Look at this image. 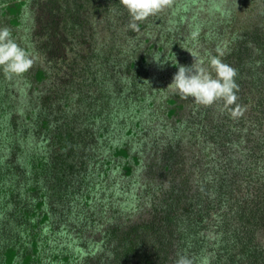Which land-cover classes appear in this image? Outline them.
Listing matches in <instances>:
<instances>
[{
	"label": "rangeland",
	"instance_id": "rangeland-1",
	"mask_svg": "<svg viewBox=\"0 0 264 264\" xmlns=\"http://www.w3.org/2000/svg\"><path fill=\"white\" fill-rule=\"evenodd\" d=\"M3 3L0 0V28H9L20 47L29 51L34 60L29 73L40 67L51 73L35 93L37 109L41 115L51 114L54 125L56 120L63 125L73 118V138L85 144L83 158L76 162L77 176L68 183L69 198H54L58 212L53 224V253L47 264H174L179 255L208 256L210 264L219 261L211 249L220 239V214L203 210L198 189L193 187L190 193L174 188L181 180L175 178L177 167L166 171L170 139L166 143L164 138L178 120L166 116L171 90L164 89L162 81L166 80L146 76H157L158 69L166 71L176 63L191 66L190 53L205 60L209 53L218 55V48L223 53L243 33L239 27L259 25L264 0H173L164 11L137 22L136 29L130 27V15L119 0H31L24 24L18 28H12L9 17L2 16ZM68 22L76 24L74 32ZM258 30L263 33L262 27ZM122 45L130 52L126 62L120 54ZM145 56L149 61L139 67L137 78L125 79L131 63ZM231 60L235 62L233 56ZM27 78L25 74L14 77L6 87L19 95L28 89L20 79ZM0 79H8L2 69ZM134 92L139 97L135 95L137 102L128 119L99 117L96 102L106 93L128 96ZM188 100H180L188 105L182 112L185 118L195 107L192 99ZM60 105L68 107L61 111ZM137 107H145L143 114L147 115L142 125L145 136L132 141L137 151L145 152L143 165L130 177L124 175L119 163L113 165L108 177L97 178L102 183L92 190L89 203L84 202L86 185L103 172L112 146L127 138L128 128L136 122ZM65 189L61 186L56 191ZM6 228L0 248L13 236L10 224ZM65 253L71 258L62 263L58 255ZM227 262L224 259L219 264Z\"/></svg>",
	"mask_w": 264,
	"mask_h": 264
},
{
	"label": "trees",
	"instance_id": "trees-1",
	"mask_svg": "<svg viewBox=\"0 0 264 264\" xmlns=\"http://www.w3.org/2000/svg\"><path fill=\"white\" fill-rule=\"evenodd\" d=\"M30 1L4 0L2 16L9 17L12 28L24 24ZM257 19L259 25L245 23L239 27L238 31L243 33L236 37L235 43L225 47L220 56L223 63L237 72V103L244 109L242 116L232 118L222 103L204 107L191 101L195 107L189 110L188 117H182L187 102H180L177 93L167 90L179 63L166 71L158 69L157 76H146L167 81H162L164 89L169 91V95L165 94L169 96L166 116L178 119L164 136L166 143L170 139L171 159L166 171H172V166L177 167L175 178L181 180L174 188L188 192L193 187L198 189L203 210L212 209L220 214V239L211 249L219 259L215 264L224 259L228 260L227 264H264V8ZM67 26H71V32L76 29V24L71 22ZM258 26L262 27L263 33L259 32ZM95 29L94 25L93 31ZM122 48L123 45L120 54L126 62L130 52ZM148 61L146 56L134 60L127 69V75L132 77L125 79H136L139 67ZM50 74L46 67H40L34 74H25L28 78L20 81L28 89L19 95L6 87L10 79H0V238L6 224H10L9 229L13 232L11 240L7 236L2 243L0 264H47L51 259L53 224L58 212L54 198L57 195L64 200L69 198L68 183L76 178V162L83 158L82 146L85 144H78L73 138L76 129L73 118L63 125L56 120L54 125L51 114L43 111L41 115L36 107L35 93ZM138 92L128 96L103 93L105 96L96 102L101 112L99 117L111 119L110 116L115 115L128 119L137 102L135 95L139 97ZM50 100V97L46 98L47 102ZM67 107L60 105L61 111ZM144 109L136 108V122L128 128L127 138L112 146L95 184L88 182L86 185L84 202L89 203L92 190L102 183L97 178L108 177L113 165L119 163L117 166L126 177L133 176L143 165L145 152L137 151L132 141L145 136L142 125L147 115L143 114ZM18 111L22 114H17ZM33 136H39L38 141L32 139ZM84 167L87 170L86 160ZM61 186L66 189L58 193L56 189ZM206 199H211V204H207ZM58 256L62 257V263L71 258L66 253Z\"/></svg>",
	"mask_w": 264,
	"mask_h": 264
},
{
	"label": "clouds",
	"instance_id": "clouds-1",
	"mask_svg": "<svg viewBox=\"0 0 264 264\" xmlns=\"http://www.w3.org/2000/svg\"><path fill=\"white\" fill-rule=\"evenodd\" d=\"M127 9L131 22L130 27L137 28V22L147 20L171 6L173 0H119ZM217 52L220 53L219 48ZM193 57L191 66H178L172 82L167 90L177 93L182 100L192 99V102L204 107H211L222 103L232 118L243 115L244 109L237 103L239 90L235 82L236 70L222 62L219 55L207 56L201 59L198 55L190 53ZM32 56L13 38L11 30L0 28V69L8 79L22 77L33 67ZM213 73L215 75H213ZM235 106V107H232ZM174 264H210L208 256L200 258L179 255Z\"/></svg>",
	"mask_w": 264,
	"mask_h": 264
}]
</instances>
